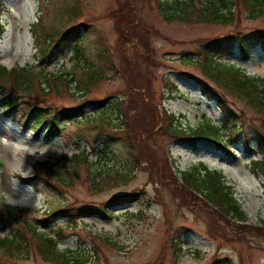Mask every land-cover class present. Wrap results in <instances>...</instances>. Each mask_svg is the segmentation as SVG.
<instances>
[{"label": "rangeland", "instance_id": "1", "mask_svg": "<svg viewBox=\"0 0 264 264\" xmlns=\"http://www.w3.org/2000/svg\"><path fill=\"white\" fill-rule=\"evenodd\" d=\"M4 1L0 64L7 69L31 65L44 71L51 87L47 94L39 95L41 104L52 109L83 105L85 110L78 117L62 120L59 133L51 138L45 129L35 134L30 126H23L22 110L6 117L0 106V160L5 163L0 170V202L12 209L11 219L17 208L24 209L26 219L57 236L58 248L75 250L84 264H264V234L254 230L262 227L264 233V178L250 166L251 160L261 157L257 148L250 146L247 151L241 135L226 150L209 139L192 146L157 131L163 118L164 123L175 118L183 128H200L204 118L222 125L225 115L214 100L203 95L199 79L224 93L237 116L234 121L243 123L248 137L256 141V112L200 64L184 60L203 61L201 46L209 38L231 36L238 29L264 33V17L250 19L243 9L237 17L240 22L233 25L168 21L160 15L157 0ZM121 21L134 23V30L145 28L143 37H131L132 29ZM78 27L83 31V57L75 58L73 46L78 38L47 58L42 54L46 36H50L51 48L66 30ZM123 31L127 38L122 37ZM219 59L247 74L264 76L261 47H253L246 58L236 50ZM93 70H99L100 76L91 78L88 71ZM140 78L149 83L146 120L150 128L159 124L149 140L142 131L130 138L135 136L134 127L138 130L140 126L134 94L144 93ZM173 87L179 91L169 95L168 89ZM36 94L33 91L31 98ZM117 99L122 108L111 107ZM101 101L105 103L95 105ZM91 118L97 120L89 122ZM138 148L150 151L167 174L179 180L181 172L194 167L221 172L235 185V196L251 229L245 232L227 225L189 190L177 191L167 180L161 186L158 176L150 174L148 155L142 162L134 159ZM79 152L86 153L88 162L78 164L77 172L70 165L71 174L63 182L55 181L57 189L37 179L25 182L35 177L37 161ZM130 193L137 196L133 202L107 207L112 215L101 213L107 201ZM67 205L72 206L69 213L79 206L98 211L74 218V223L64 214L48 216L54 208ZM1 218L0 238L9 233L4 228L5 217ZM20 263L61 264L43 257L34 241Z\"/></svg>", "mask_w": 264, "mask_h": 264}, {"label": "trees", "instance_id": "2", "mask_svg": "<svg viewBox=\"0 0 264 264\" xmlns=\"http://www.w3.org/2000/svg\"><path fill=\"white\" fill-rule=\"evenodd\" d=\"M3 1L4 0H0V8L2 7L0 13L4 8ZM156 3L160 15L168 21H196L233 25L240 22L237 17L243 9L248 13L250 19L255 20L264 17V0H157ZM120 23L129 26L127 27L128 30L129 28L130 30L132 29L130 33L131 37L135 39H137L136 37L140 39L143 37L145 28L140 29L136 27V31L134 30V23L128 24L126 21H121ZM3 33L4 26L0 22V39ZM82 33L83 31H81L79 27L68 29L63 33L62 37L55 40L51 48L49 47L50 42H48L50 41V36H46L41 52L47 58L51 56L56 49L60 48L61 45L78 38V41L74 43L73 50L75 58L80 59L83 57V50L81 47ZM121 35L123 38L128 37L126 31H123ZM255 46L264 49V33H246L243 32L242 29H238L234 35L213 37L204 41L201 46L205 56L203 61L199 60L198 62L194 57L185 58L184 61L187 64H200V66L204 67L212 77L225 84L237 98L246 102L249 107L256 112L257 119L259 120L257 138L254 139L256 141H251L248 137L249 132L243 123L237 124V122L234 121L237 116L232 114L233 111L230 109L228 99L224 93H220L211 84L199 79L197 81L203 95L210 100H214L218 104L223 115H225L222 125H217L214 121L204 118L200 128H183L181 122L175 120V118H171L170 122L165 123V118H163V123L160 128H158L159 124L150 128L144 115L146 111H150V105L145 101V98L149 100V95H147L149 83L147 78H140L142 82L140 83V90H144V93H134L136 96L135 102L139 106L137 112L140 113V126H138V130L134 127L135 131L132 130L131 132H133L135 136L130 138L135 139L138 133L142 131V134L145 133V135H147V140H149L159 131L164 136L167 134L171 137L179 138L192 146H196L197 142L204 138L213 141L219 148L222 147L229 150L236 142V136L241 135L244 140L243 143L247 145V151H251L250 146H253L254 148L256 147L257 151L261 154L259 159L251 160L250 166L251 170L256 175L261 174L264 178V76L247 74L245 71L235 66L222 64L219 59L222 56L234 54L236 50H238L240 56L246 58ZM88 73L91 78L100 76L99 70L88 71ZM35 77H37V79H35ZM43 83L45 86H42ZM47 87L50 90L51 82L46 77L44 71H37L36 68L31 65L27 67L15 66L11 69H7L6 66L0 64V106L2 107L3 115L6 117L17 115V111L20 109L23 111L19 117L22 118L20 121L23 126L26 128L30 126L35 134L45 129L47 136L52 138L59 133L61 129L60 122L62 120L78 117L84 113L85 110L83 105L66 109H60L58 107L52 109L50 108L51 106L41 104L39 95L47 94ZM33 91L37 93L34 96L35 99L31 98ZM168 91L169 95H172L179 90L178 87H173L168 89ZM27 98H30V100ZM103 103H105V101L98 102L95 105L101 106ZM120 103H122V101L119 102L117 99L114 103L115 105H111V107L122 108V105L120 107ZM168 117L170 118L171 116ZM95 119L97 120V118H91L89 122L95 121ZM157 128L158 130L156 131ZM137 150L138 152L135 154L134 159L138 161L140 158V162H142L145 154H147L148 157L145 158H148L152 162V172L150 174L158 176L157 180L161 186L164 185L167 180L166 184H170L169 186L172 185L177 191L189 190L193 192L197 198H202L203 203H205L208 208L214 209V212L219 214L221 219L226 221L227 225H231V227L245 232L251 229L247 224L248 215L235 196V185L228 183L221 172L210 171L207 168L202 170V167H194L188 169L186 172H181L179 177L181 180H179L177 178L178 176L175 177L172 174L168 164V170L173 176L167 174L166 167L159 164L150 151L146 153L139 150V148ZM87 162L88 156L85 152H79L78 154L66 153L63 154L61 158H51L45 162L37 161L35 164V177L24 180L26 183H31V180L37 179L45 182L48 186L51 185L56 188L59 187L56 184L58 180L63 182L64 178L71 174L70 165L73 170H76L78 164H85ZM4 167L5 163L0 160V170H3ZM68 184H70V182H68ZM262 185L264 189V182ZM55 188H53V190ZM172 191L174 190L172 189ZM136 197V195L130 193L107 201L106 208L103 209L101 213L112 215V212H110L107 207L128 204L133 202ZM71 209V205L54 208L49 212L48 216L64 214L66 217H69L71 223H74V218H81L84 214H94L98 211L97 209L79 206L73 208V212L69 213ZM11 211L12 209L10 206H7L4 202H0V219H2L1 217L3 216L5 217L3 219L5 224L4 228L9 230L6 236L0 238V264H23L20 263V260L24 257H28L33 241L35 242L37 251H40V254L49 260L59 261L61 264H84V261H82L79 256L75 255V250H60L58 248L57 236L54 238L44 232L41 227L36 226L26 219L23 214L24 209L17 208L13 219H11ZM43 221H46V219H43ZM1 229L2 228H0V230ZM254 230L262 235L264 234L262 227H256Z\"/></svg>", "mask_w": 264, "mask_h": 264}]
</instances>
